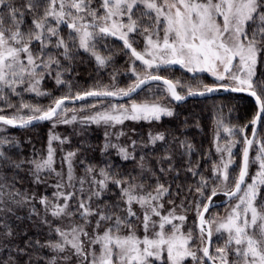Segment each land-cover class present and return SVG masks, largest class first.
I'll return each mask as SVG.
<instances>
[{
	"label": "snow or ice",
	"instance_id": "obj_1",
	"mask_svg": "<svg viewBox=\"0 0 264 264\" xmlns=\"http://www.w3.org/2000/svg\"><path fill=\"white\" fill-rule=\"evenodd\" d=\"M137 37L144 45L139 50L134 46L141 43ZM110 39L121 41L125 55L133 58L130 70L134 81L127 87L112 84L73 92L69 76L74 62L84 53L98 67H105L111 56L102 55L100 48H110ZM173 65L193 74L207 72L213 82L182 86L186 93L181 94L177 91L179 81L159 74L162 67ZM260 68H264V0H0V101L4 102L0 112L5 107L16 108L10 97L22 92L51 96L41 88L46 79L67 89L63 95L51 97L47 107L21 101L15 114L0 115V125L23 128L41 121H51L53 127L71 124L77 117L67 118L69 111H75L70 102L88 97H130L149 81H162L175 101L223 90L247 93L257 107L249 122L251 139L244 136L242 141L236 140V132L217 121L229 140L223 147L216 145L221 159L213 165L211 179L202 174L198 162H191L193 145L180 142L182 155L189 157L185 171L199 177L187 189L198 194L194 208L186 206L183 199L176 204L172 196H179L184 189L177 184V191L172 193L171 185L161 183L154 171L155 185L148 188L143 180L136 183V177H119L104 168L97 173L93 166L85 169V177H77L74 152L63 158L67 171H56L52 142L65 141L55 134L50 135L47 156L39 160L13 159L5 146L18 145L0 138V237L12 238L8 219H20L16 209L37 199L7 181L3 169L15 172L27 163L33 183H45V172L57 180V200L38 198L44 212L40 222L48 226L50 236L55 233L56 239L44 243L28 240L24 248L0 243V254L7 253L0 264H21V256H27L24 264H32L34 253L27 249L36 247L53 253L50 257L36 256L37 262L43 260L44 264H185L188 260L192 264H264V139L256 140L255 128L258 123L264 125V72ZM87 107L95 108L96 104ZM24 109L27 112L21 114ZM172 115L155 99L133 100L130 105L110 104L107 109H97L85 121L112 127L126 120L151 122ZM239 131L243 133L245 128ZM123 134L118 132L117 138ZM108 136L106 131L103 151L113 148L122 159H135L132 152L112 143ZM164 140L163 133L148 135L152 145ZM236 143L243 144L242 162L230 177ZM135 145L132 141L133 151ZM252 150L255 155L250 157ZM143 160L141 156L142 171ZM163 160L171 161L172 157H161L158 163ZM251 165L257 166L252 175ZM159 171L175 172L176 178L180 174L174 163ZM85 183L89 184L87 195H83ZM109 185L119 189L113 203L102 200L111 190ZM218 194L229 200L223 216L210 212ZM94 199L100 201L96 207L92 206ZM165 203L175 207L165 211ZM189 210L195 212L198 223L185 231V213ZM31 213L38 214L35 205ZM48 215L60 224L53 226Z\"/></svg>",
	"mask_w": 264,
	"mask_h": 264
},
{
	"label": "trees",
	"instance_id": "obj_2",
	"mask_svg": "<svg viewBox=\"0 0 264 264\" xmlns=\"http://www.w3.org/2000/svg\"><path fill=\"white\" fill-rule=\"evenodd\" d=\"M138 39L141 40V38ZM109 44L111 47L108 49H104L103 47L100 48L102 55L111 56V59L105 67H98L94 59L84 53H81V59L74 62L72 74L69 76V79L72 81L73 92H82L93 87L112 84L118 87H127L134 81L135 77L132 76L130 70V63L133 58L130 57V54L125 55L126 50L122 48L121 41L110 39ZM142 44L141 41L139 45L136 44L134 46L140 49ZM135 63H137V61ZM165 69H162L159 74L174 81V75H176L175 70L172 69V72ZM259 71L264 72V68H260ZM113 76H115V80L112 79ZM196 78L197 80L201 79L203 83H212L207 77ZM191 84L195 86L197 83L194 80ZM41 88L51 93V96H36L33 93L22 92L21 96H12L10 99L12 103L16 105V108L19 107L21 101L47 107L51 103V97L61 96L67 91L63 86H57L52 79H46L41 85ZM211 100H215L221 104L225 110L230 111L233 119H235L239 125H242V127L247 125L256 113V108L252 101L243 95H224L203 100H189L180 105L172 104L171 111L173 115L171 117L164 116L159 121L154 120L151 122L139 123L133 128L135 132H131L129 134V139L125 140L128 146L127 150L132 152L135 157V159L130 160L122 159L114 149H108L107 152L103 151V145L105 144L104 134L101 128L95 125L75 124L72 125V127L61 126L52 129L51 121H48L24 129H11L0 125V129L18 135L15 142V145L18 146L10 145L5 148L8 154L17 161L21 159L39 160L44 158L47 153L50 134L56 130L63 141H65L64 143L56 144L58 154L67 155L69 152H74L76 154L73 159V165L77 177H85V169L89 166H93L97 173L101 168H104L109 172L116 171L119 177H128L129 179L136 177V183L142 180L145 183L147 182L146 178L151 177V173L154 171L157 176H159L161 183L171 185L170 191L172 193L177 191V184H180L184 189L179 196H172L176 204H180L183 199L186 206L194 208L198 194L194 189L192 191H188L187 189L189 185L197 183L199 177H193L190 172L185 171L189 157L182 155L184 149L180 147V142L185 141L193 145L194 151L190 156L191 162L193 164L198 162L200 165L199 170L202 174L211 179L213 165L216 164L217 160L213 147L215 136L218 131L217 122L211 116L214 114V110L210 107L211 105H209ZM0 107H4L3 101H0ZM16 108L5 107L4 111L0 112V115L11 116L16 113ZM23 112H27V110H22L21 114H23ZM250 132L251 128H248L246 133L247 136L250 135ZM149 133H163L165 135V140L158 141L155 145H152L148 142ZM242 139L243 136L238 135V140L242 141ZM262 139H264V125L260 124L257 129L256 140L259 141ZM132 141H136L134 151L132 148ZM242 148L243 144L239 143L238 151L234 153L236 159H239ZM166 155H170L172 160H163L158 163L160 158ZM254 155L255 151H250V156ZM141 156L144 157L142 161L144 164L143 171L140 167ZM56 160H60L57 154ZM169 163H174L176 169L179 171L180 174L178 178H176L175 172L160 173V167L167 168ZM29 167L30 166L25 163L22 169L16 170L15 172L11 169H3L7 181L15 182L16 186L20 188L21 191H27L29 194H35L37 197L36 200L32 201V204L16 209V215L19 216L20 219H16L15 217H10L8 219V223L13 231V236L9 239L0 237V243L7 244L9 247L19 246L24 248L25 242L28 240H31L33 243L37 240L44 243L50 239H56L55 233H52L50 236L48 226L40 222V216L44 215V212L43 206L38 202V198L43 196L47 197L49 200H57L54 194L56 190L54 185L57 180L55 175L52 174L49 176V174L45 172L42 173V175L48 177L46 182L35 184L30 175ZM254 170H257V166L251 165L249 169L250 175H252ZM78 187L79 184L77 183V188ZM88 187L89 184L85 183L84 188L86 191L83 195H87ZM109 187L111 190L104 194L102 200L104 202L113 203L117 200L119 189L112 185H109ZM167 199L168 198L165 197V200ZM215 199L220 200L222 197L218 196ZM189 201L192 202L191 205H189ZM98 203H100V201L94 199L92 206L96 207ZM33 205H35L38 214L31 213ZM225 206L214 208L210 212H220ZM173 207H175V205L165 203V208ZM178 209L179 208L176 210ZM193 212V210H189L188 215L189 217L192 216V219H195ZM47 218L52 222L53 226L60 224L59 220H54L50 215H48ZM66 223L67 221H65V224ZM2 231L3 229H0V232ZM27 252L34 253L32 264H44L43 260L37 262L36 256L50 257L53 255L47 248H28ZM6 255L7 253L0 254V260L6 259ZM12 255L15 256L16 253L13 251ZM19 259L21 264H24V261L27 260V256H21Z\"/></svg>",
	"mask_w": 264,
	"mask_h": 264
},
{
	"label": "rangeland",
	"instance_id": "obj_3",
	"mask_svg": "<svg viewBox=\"0 0 264 264\" xmlns=\"http://www.w3.org/2000/svg\"><path fill=\"white\" fill-rule=\"evenodd\" d=\"M141 41H142V38H141ZM142 43H143V41H142ZM137 45H139V44H137ZM143 46L144 45L142 44L141 48ZM139 64H140V62L137 61L136 65H139ZM140 67L142 68V66H140ZM162 69L170 70L172 72H173V70H175L176 75H174V77H175L174 81H179V84L177 85V90L181 94H185L186 93V87H182V86H187V85L191 84V82H194V80H195V82L197 84L202 82L201 79L197 80L196 77H199V78L207 77L212 82H213V79H214L207 72L193 74V73H189L186 70L182 69L179 65L162 67L159 70V73L162 71ZM137 70L139 71L140 68H138ZM154 71H155V69H154ZM192 79H194V80H192ZM134 97H133L134 99L133 98H131V99L135 100L136 102H143L145 100L155 99L160 104L166 106L170 110H172V104H175V103H173L170 100L166 89L164 87L160 86V85L159 86L158 85H150V86L144 88L142 91L139 92V94L137 96H134ZM212 98H214V97H212ZM131 99H129L127 101H123V102H115V101H112V100H96V101L92 100V101H85V102H82L80 104H77V105H75V107H74V105H69V107L71 109H75V111H69L67 113V118H71V116L75 115L77 117V119L74 122H72L71 124L57 123L55 127H53V124L51 122L52 129L53 128L56 129V128L61 127V126L72 127V125H75V124L95 125L96 127L101 128V130L103 131L105 142H106L105 132L107 131V133L109 134L108 139L111 140L112 143H115V144L124 146L125 148H128L127 143H126L125 140L129 139V137H130L129 134L131 132H135V130L133 128H135L136 125H138L139 123H146V122H149V121H145V120H140V121L126 120L123 124H118V125H115V126H112V127H107V126H105L103 124L97 125L95 123L86 122L85 118L87 116L91 115L92 113L96 112L97 109H107V108H109L110 104H129L130 105V103L133 101ZM93 103L96 104L95 108L87 107V105H90V104H93ZM209 105H211L210 107H212V109L214 110V112H213L214 114L211 115V116L213 117V119H215L216 122L218 120H220V121H222L224 126L232 128L233 131L236 132V136L234 137L236 140H238V135H242L243 136V133H240L239 129L245 128L246 125L244 127H242V125H239L235 121V119H233V116L231 115V112L228 111V110H225L222 107V105L219 104L218 102H216L215 100H211ZM162 117H164V116H162ZM217 130L218 131H217L216 136H215L214 147L213 148H214L216 156H217L216 157L217 158L216 164H219L220 163V159H221V154L216 152V145H217V143H219L221 147L225 146V143L229 140V136H228L227 133H225L223 131V128L222 127H218V125H217ZM118 132H123L124 134L120 135L117 138L116 134ZM51 134H55L56 136L60 137V135L57 133L56 130L54 132H51ZM17 136L18 135H15V134H12V133H8L6 130L0 129V138H7L9 141L16 142ZM60 139L63 140L61 137H60ZM58 143H61L60 140H54L52 142V147L55 150L54 151V159H55L54 168L56 169V171L63 170V171L66 172L67 171L66 164H63V158L66 156V154H62V155L58 154L57 148H56V144H58ZM10 145L5 146V148L10 146ZM238 145H239V143H236L235 146L232 149V151H233V158H232L233 159V163L230 165V168H229L230 177L231 176H235L236 172H238V167L237 166L240 165L242 149H241V152H240L239 159H236L234 157V153L236 151H238L237 150L238 149ZM48 147H49V143H48ZM48 147H47V152H48ZM109 149H113V148H109ZM114 150H115V152H117L116 149H114ZM56 154L58 155L60 160H56ZM46 156H47V153L44 156V158ZM224 158H225V160L228 159L227 154H224ZM111 173L117 174L116 171H112ZM254 173H255V170H254V172L252 174H254ZM75 175H76V173H75ZM212 177H213V174H212ZM146 181L149 184L147 182H145V187L148 188L149 186H154L155 185L156 178L154 176L147 177ZM56 192H57V189L54 191V194H56ZM218 196H220V195L215 196V198L218 197ZM228 205H229V203L225 206V208L222 211H220V212H212V213L213 214L218 213L220 216H223L226 213V211L228 210ZM167 209H170V208H165L164 210L167 211ZM137 210L139 211L138 207H137ZM176 211L179 213L181 211V209H178ZM185 214L187 216V220L184 222V230L186 231L189 228H194L195 223H196V216H195V219H192V216L189 217L188 212H186ZM193 215H195V212H193ZM177 223H179V222L177 221ZM217 239H218L217 236L214 234L213 235V241L216 242ZM185 264H192V262L190 260H188V261L185 262Z\"/></svg>",
	"mask_w": 264,
	"mask_h": 264
},
{
	"label": "water",
	"instance_id": "obj_4",
	"mask_svg": "<svg viewBox=\"0 0 264 264\" xmlns=\"http://www.w3.org/2000/svg\"><path fill=\"white\" fill-rule=\"evenodd\" d=\"M150 85H160L162 87H164L166 89V86L162 83V81H149L147 84L143 85L140 89H138L136 92H134L130 97H123V98H116V97H110V98H96V97H88L86 98L85 100H82V101H75L74 103L73 102H70L69 105H77V104H80L82 102H85V101H96V100H112V101H115V102H123V101H127L131 98H133L134 96H136L140 91H142L144 88L150 86ZM224 95H243L247 98H249L252 103L254 104L255 108H256V111H257V107H256V104H255V100L253 97H250L247 95V93H244V92H225L223 90H220V91H217L215 93H212V94H208L206 96H186V98L184 100H181V101H175L173 100L170 95L168 94L170 100L177 104V105H180L182 103H185L189 100H203V99H208V98H212V97H221V96H224ZM45 122H48V121H41V122H34L33 124L27 126V127H11V126H6V125H3L5 127H8V128H11V129H24V128H28V127H32V126H35V125H39L41 123H45ZM260 123H258L255 128H256V134H257V129L259 127ZM247 127H245V131L243 132V137L244 136H247L246 133H247V129L248 128H252V126L248 123L246 125ZM248 138H252V135H251V132H250V135L248 136ZM242 162V155H241V161H240V164ZM222 197V199L220 200H215L213 197V206L210 208V211L214 208H217V207H223L225 205H227L229 203V200H228V197L224 196L223 194H218ZM207 215V214H206ZM196 223H198V221L196 220Z\"/></svg>",
	"mask_w": 264,
	"mask_h": 264
}]
</instances>
